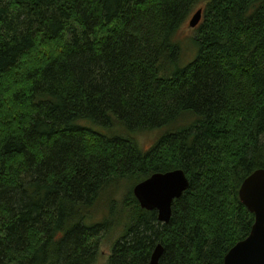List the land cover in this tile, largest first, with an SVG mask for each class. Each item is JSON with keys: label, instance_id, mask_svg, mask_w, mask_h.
I'll list each match as a JSON object with an SVG mask.
<instances>
[{"label": "trees", "instance_id": "trees-1", "mask_svg": "<svg viewBox=\"0 0 264 264\" xmlns=\"http://www.w3.org/2000/svg\"><path fill=\"white\" fill-rule=\"evenodd\" d=\"M187 115L147 151L90 128ZM261 168L264 0H0V264H96L111 225L106 264H150L158 244L159 264H224L251 232L239 190ZM180 169L170 223L130 189L117 221L85 225L113 185Z\"/></svg>", "mask_w": 264, "mask_h": 264}, {"label": "water", "instance_id": "water-1", "mask_svg": "<svg viewBox=\"0 0 264 264\" xmlns=\"http://www.w3.org/2000/svg\"><path fill=\"white\" fill-rule=\"evenodd\" d=\"M203 11L198 10L190 20L196 28L202 20ZM190 187L184 170L155 173L137 183L133 194L142 209L157 211L158 221L170 223L172 206ZM239 197L246 208L255 216L249 235L231 248L224 258V264H264V168L250 174L242 183ZM164 247L158 244L154 249L150 264H159Z\"/></svg>", "mask_w": 264, "mask_h": 264}, {"label": "rangeland", "instance_id": "rangeland-1", "mask_svg": "<svg viewBox=\"0 0 264 264\" xmlns=\"http://www.w3.org/2000/svg\"><path fill=\"white\" fill-rule=\"evenodd\" d=\"M205 3L202 5H198L196 9L200 7H204ZM192 17L189 18V22ZM194 28H192L189 24L185 25L182 28V37H192L194 35ZM195 55L194 54H189L186 57V62L184 59V64H188V62L192 61L194 59ZM192 118L190 115H187L184 119L180 120L176 124L173 125H168L164 126L159 129L151 130V131H145L142 132L141 134H137L134 132L128 131L125 127L119 125V124H114V125H109V126H103V125H98V124H92L90 122L83 121L81 122V125L87 126L86 123H90L91 127L93 130L106 135L108 137H131L135 139V141L138 143L140 148H142L144 151L149 150L152 148L162 137L165 135H168L170 133H175L180 131L181 129L185 128V126H189L192 123ZM137 183L134 184V182L130 183H123L120 188H117V186L113 185L107 193L101 197L97 204L90 209L88 213V217L85 218L84 223L86 226H92L104 222H113L114 220H118L119 214L122 212L120 211L121 207V201L123 199V196L128 190L133 189V187ZM114 206V215L116 213L117 216H112L111 213V207ZM126 219L121 222V224H126ZM122 235V228H117L114 229V226L108 228L107 230V235L101 239L102 243L100 245V250L99 252L101 255L99 256L97 263L96 264H106L107 259L109 256H111L113 252V248L117 241L120 239Z\"/></svg>", "mask_w": 264, "mask_h": 264}, {"label": "bare ground", "instance_id": "bare-ground-1", "mask_svg": "<svg viewBox=\"0 0 264 264\" xmlns=\"http://www.w3.org/2000/svg\"><path fill=\"white\" fill-rule=\"evenodd\" d=\"M143 45V44H142ZM137 53V52H136ZM27 72V71H26Z\"/></svg>", "mask_w": 264, "mask_h": 264}]
</instances>
